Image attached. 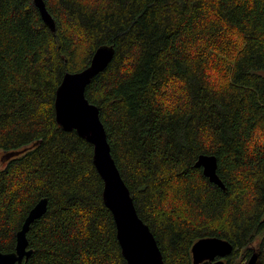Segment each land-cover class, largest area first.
Masks as SVG:
<instances>
[{
  "label": "trees",
  "instance_id": "obj_1",
  "mask_svg": "<svg viewBox=\"0 0 264 264\" xmlns=\"http://www.w3.org/2000/svg\"><path fill=\"white\" fill-rule=\"evenodd\" d=\"M44 1L55 30L34 0H0V152H20L0 168V249L47 197L17 264H128L94 146L55 114L65 73L110 44L86 96L165 263L192 264L193 244L217 236L234 245L226 264L256 251L264 264V0Z\"/></svg>",
  "mask_w": 264,
  "mask_h": 264
},
{
  "label": "water",
  "instance_id": "obj_2",
  "mask_svg": "<svg viewBox=\"0 0 264 264\" xmlns=\"http://www.w3.org/2000/svg\"><path fill=\"white\" fill-rule=\"evenodd\" d=\"M44 21L55 30V21L44 0H34ZM115 55V46L100 45L92 55L90 63L78 72H67L63 76L55 96V114L59 126L66 131L75 130L94 146L93 162L103 179V200L113 214L117 238L122 255L128 264H166L163 252L150 226L140 217L131 190L126 184L112 155L100 109L86 96V88L92 79L103 72ZM41 142V140H40ZM20 152L4 154L6 160ZM203 169L210 181L226 189L219 177L218 160L214 154H200L195 162ZM48 208V198H41L28 212L17 232L15 250L4 252L0 249V264H17L28 259L33 253L29 247L27 232L30 225L42 217ZM234 245L227 239L209 236L198 239L192 247V264L205 261L211 264H226V257L233 253ZM259 252L249 258V264H256Z\"/></svg>",
  "mask_w": 264,
  "mask_h": 264
},
{
  "label": "rangeland",
  "instance_id": "obj_3",
  "mask_svg": "<svg viewBox=\"0 0 264 264\" xmlns=\"http://www.w3.org/2000/svg\"><path fill=\"white\" fill-rule=\"evenodd\" d=\"M5 165V160L3 159V152H0V168Z\"/></svg>",
  "mask_w": 264,
  "mask_h": 264
}]
</instances>
